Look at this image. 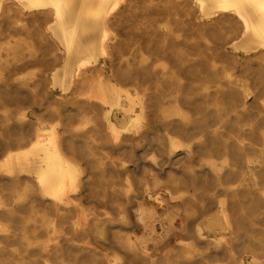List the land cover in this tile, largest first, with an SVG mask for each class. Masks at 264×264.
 <instances>
[{"label":"bare ground","instance_id":"6f19581e","mask_svg":"<svg viewBox=\"0 0 264 264\" xmlns=\"http://www.w3.org/2000/svg\"><path fill=\"white\" fill-rule=\"evenodd\" d=\"M0 264H264V0H0Z\"/></svg>","mask_w":264,"mask_h":264},{"label":"rangeland","instance_id":"374dc122","mask_svg":"<svg viewBox=\"0 0 264 264\" xmlns=\"http://www.w3.org/2000/svg\"><path fill=\"white\" fill-rule=\"evenodd\" d=\"M2 129H3V128H0V134H4ZM0 147H1V145H0ZM262 209L264 210V204H263Z\"/></svg>","mask_w":264,"mask_h":264}]
</instances>
